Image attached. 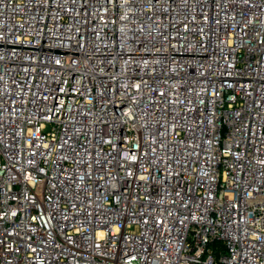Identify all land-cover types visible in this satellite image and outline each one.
<instances>
[{"label":"built area","instance_id":"2783aa9c","mask_svg":"<svg viewBox=\"0 0 264 264\" xmlns=\"http://www.w3.org/2000/svg\"><path fill=\"white\" fill-rule=\"evenodd\" d=\"M0 264H264V0H0Z\"/></svg>","mask_w":264,"mask_h":264},{"label":"rangeland","instance_id":"374dc122","mask_svg":"<svg viewBox=\"0 0 264 264\" xmlns=\"http://www.w3.org/2000/svg\"><path fill=\"white\" fill-rule=\"evenodd\" d=\"M221 246L220 243H216L215 247L219 248Z\"/></svg>","mask_w":264,"mask_h":264},{"label":"water","instance_id":"95a60500","mask_svg":"<svg viewBox=\"0 0 264 264\" xmlns=\"http://www.w3.org/2000/svg\"><path fill=\"white\" fill-rule=\"evenodd\" d=\"M213 254H214V255H216V253H215V252H214Z\"/></svg>","mask_w":264,"mask_h":264}]
</instances>
